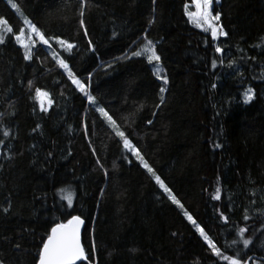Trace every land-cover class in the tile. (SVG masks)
Returning a JSON list of instances; mask_svg holds the SVG:
<instances>
[{
	"label": "trees",
	"instance_id": "trees-1",
	"mask_svg": "<svg viewBox=\"0 0 264 264\" xmlns=\"http://www.w3.org/2000/svg\"><path fill=\"white\" fill-rule=\"evenodd\" d=\"M14 2L86 93L44 44L35 42L24 59L11 38L24 29L22 17L0 0V17L14 29L0 43V264H36L54 223L73 215L84 220L86 255L96 248L94 261L78 264H230L213 254L98 108L222 255L240 252L242 264L264 256V0H217L213 12L227 36L215 42L185 14L191 0H87L83 17L79 0ZM56 37L74 48H61ZM145 37L167 84L145 55H133ZM249 87L254 98L244 103ZM37 88L52 100L47 111ZM217 188L220 199H213ZM69 194L72 207L62 199Z\"/></svg>",
	"mask_w": 264,
	"mask_h": 264
},
{
	"label": "snow or ice",
	"instance_id": "snow-or-ice-1",
	"mask_svg": "<svg viewBox=\"0 0 264 264\" xmlns=\"http://www.w3.org/2000/svg\"><path fill=\"white\" fill-rule=\"evenodd\" d=\"M81 8L79 10L80 17H83L84 15V7L86 6L87 0H79ZM155 2V0H153ZM217 0H192L193 6L196 8L195 12L188 11V5H185V14L189 16L190 20H195L196 26L202 28L205 32H209L212 38V41L215 42L218 37H226L227 33L225 32L224 28L220 25L219 21L221 19V13L215 12V15H213V4L216 3ZM8 4L11 6L12 9H15L17 12H20V9L18 7V4L14 2V0H8ZM154 21L152 19H149L148 23L151 25ZM24 23L28 26L27 31V43L25 42L24 32L25 29L20 28L19 32L12 36L11 38L15 39L17 43L20 44L22 48H24V59L29 60L32 58V49L35 46V42L39 41L42 44L48 45L51 48V45H49V39L46 38L45 33H43L39 27H37L35 24H33L30 20L27 18L24 19ZM80 26L83 28L84 20L81 18L80 20ZM0 43L6 42V37L10 36L14 29L12 26L9 25L8 21L0 17ZM87 35V33H85ZM115 35V33H114ZM57 43L61 45V47L65 48L66 50H71L74 48V45L72 43H69L63 39H60L59 37L55 38ZM146 43L144 44L143 48L141 50H138L133 53L134 56H142L147 54V59L149 63L155 61L156 63V70L154 74L157 76L158 79L163 80L164 84H167V78L165 76H162L160 73L162 69L159 67L160 62V56L156 54L155 44L151 40H147V37H145ZM216 53H221L222 49L220 47L215 48ZM53 58L56 59L57 63L60 67L64 68L65 70H68L69 65L65 63L64 59H59L57 56V53H52ZM221 64H223V61H220ZM234 64L233 61L228 62V66L232 67ZM211 66L213 68L217 67V61L213 59L211 61ZM68 76L72 80V83L75 84L81 92L86 93L85 85L81 83V81L73 75L71 71H68ZM31 83V82H29ZM213 87H216L215 84H213ZM165 92V88L161 87L160 89V104L164 103L165 97L163 96V93ZM243 100L244 103L250 102L253 98V90L252 88H247L243 92ZM49 94L45 91H42L41 89L37 88L35 90V97L37 98L38 102L40 103V107L42 111H47V108L45 107V102L47 104H51L52 100L47 99H41V98H47ZM88 100L90 103H95V98L91 95H88ZM160 104H157V107H160ZM98 112L101 113V115L107 120L108 124L115 130V134L117 137H120L123 140V146L125 149L131 150L134 155L140 160V163L143 165L145 169L152 175V177L155 179L156 183L160 186L161 189L165 193L168 194L169 199L174 203L179 205L180 202L176 199L174 195L170 192V190L165 186L163 180L158 176L153 169L148 165V163L144 160V158L140 155V152L137 151L135 148L132 147V144L130 143L129 139L125 137L124 132L120 131L117 127L116 121L113 120L112 116L108 114V112L105 111L104 108H98ZM151 123V121H149ZM39 127V125H37ZM4 136H8V132L5 131L3 133ZM0 143H3L2 140H0ZM215 147L219 148L220 145L216 144ZM99 163V161H97ZM63 191V190H60ZM220 188L216 189V195L213 196V199H220ZM62 199H65L67 201L68 207H72V199L71 195H65L62 196ZM182 207V205H181ZM185 215L188 217L189 220H192V217L188 215L187 212H185ZM221 219L226 218L222 215ZM245 220L249 219V216L245 214L244 216ZM194 224L195 221H192ZM83 223L82 219L78 215L71 216L70 219H68L66 222L63 223H54V225L51 227L46 239H43L42 246H40L38 250V259L36 260V264H76V262L82 261V260H89L92 261L95 260V254H96V248L95 244H93L91 257L89 255H86L85 249L81 245L80 240V226ZM196 230L199 232L200 236L203 237L204 241L209 245L214 255L220 257L223 260H227L230 262V264H242L240 257V252H237L236 256L237 258H234L232 256H224L222 255L220 249L216 246V244L213 243V239H211L204 231L203 228L200 227L199 224H196ZM246 232V229L241 227L238 229V235L241 237ZM237 243L236 240L231 241V243L227 244V247H232ZM251 243L250 239H242V244L245 249L249 248ZM243 264H248V261H243ZM255 264V262H254Z\"/></svg>",
	"mask_w": 264,
	"mask_h": 264
},
{
	"label": "rangeland",
	"instance_id": "rangeland-1",
	"mask_svg": "<svg viewBox=\"0 0 264 264\" xmlns=\"http://www.w3.org/2000/svg\"><path fill=\"white\" fill-rule=\"evenodd\" d=\"M7 2H8V0H6ZM188 11H190V12H195L196 11V8L193 6V4H192V0H191V2H190V5H189V7H188V9H187ZM19 13V15L22 17V20H23V23H24V19L25 18H27L23 13H21V12H18ZM213 15H215L214 14V12H213ZM188 18H189V16H188ZM28 19V18H27ZM29 20V19H28ZM189 20H190V18H189ZM191 22H192V24L196 27V28H199L200 30H202V31H204L202 28H200V27H197L196 26V22H195V20H190ZM24 29H25V32H24V37H25V42L27 43L28 41H27V31H28V26H27V24H25L24 23ZM207 33H209V32H207ZM210 34V33H209ZM219 38H222V37H218L217 38V40L216 41H218V39ZM36 42H39V41H36ZM45 45V44H44ZM49 45H51V48L48 46V45H45L47 48H48V50L51 52V53H53V52H55V53H57V56H58V58L59 59H62V57H61V55L54 49V47L52 46V44H51V41H49ZM59 45V44H58ZM60 47H61V45H59ZM144 46V45H143ZM143 46L140 48V50L143 48ZM61 48H63V47H61ZM53 56V55H52ZM145 57H146V59H147V54H145ZM56 60V59H55ZM148 60V59H147ZM149 62V61H148ZM160 63V62H159ZM150 65H151V67H152V69H153V71L155 72V70H156V63H155V61H153V62H151L150 63ZM159 67H160V69H162L161 68V66H160V64H159ZM65 73H67L68 74V71H70L69 70V68H68V70H65L64 68H62V67H60ZM162 76H163V73H162V71H161V73H160ZM157 77V76H156ZM76 78V77H75ZM160 80V79H159ZM160 82L162 83V85H163V80H160ZM41 99H45V101L48 99V97L47 98H41ZM48 104L45 102V107L47 106ZM107 121V120H106ZM108 123V122H107ZM109 125V124H108ZM110 126V125H109ZM111 127V126H110ZM111 129L115 132V130L111 127ZM120 130V129H119ZM123 141V140H122ZM128 150V149H127ZM132 154H133V156L137 159V160H139L135 155H134V153L131 151V150H129ZM140 161V160H139ZM146 171H147V169H145ZM154 171V170H153ZM148 172V171H147ZM155 172V171H154ZM149 173V172H148ZM149 175L152 177V175L149 173ZM153 178V177H152ZM154 179V178H153ZM155 180V179H154ZM160 187V186H159ZM163 190V189H162ZM167 194V193H166ZM173 195V194H172ZM177 199V198H176ZM178 200V199H177ZM182 212H183V214L185 215V209L183 208V206L181 207V203L179 204V205H177V204H175ZM189 215V214H188ZM190 216V215H189ZM185 217L188 219V217L185 215ZM189 220V219H188ZM192 224H193V226L195 227V229H196V223L194 224L192 221H193V219L192 220H189ZM203 238V237H202ZM262 246L264 247V244H262ZM254 262H255V264H261V262L259 261V260H254ZM254 262H252L251 264H254Z\"/></svg>",
	"mask_w": 264,
	"mask_h": 264
},
{
	"label": "water",
	"instance_id": "water-1",
	"mask_svg": "<svg viewBox=\"0 0 264 264\" xmlns=\"http://www.w3.org/2000/svg\"><path fill=\"white\" fill-rule=\"evenodd\" d=\"M82 219V218H81ZM83 223L81 224L80 226V240H81V236H82V231H83V228H84V220L82 219ZM81 245H82V242H81ZM83 247V246H82ZM254 259H259V260H264V256H256V255H251L249 256L246 260L248 261V264H250V262ZM84 261V260H82ZM81 261H77L76 264L80 263Z\"/></svg>",
	"mask_w": 264,
	"mask_h": 264
}]
</instances>
